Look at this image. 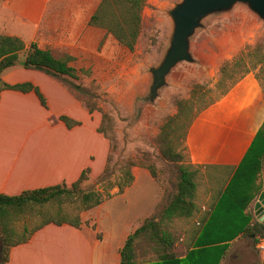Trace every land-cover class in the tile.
<instances>
[{
    "label": "crops",
    "instance_id": "obj_1",
    "mask_svg": "<svg viewBox=\"0 0 264 264\" xmlns=\"http://www.w3.org/2000/svg\"><path fill=\"white\" fill-rule=\"evenodd\" d=\"M5 5L16 26H34V36L44 32L49 42L83 48L80 26L62 22V0H6ZM10 35L20 37L21 33ZM16 66L19 77H5ZM16 66L7 68L2 79L36 85L47 107L33 91L0 92V193L14 195L61 182L70 184L87 166L90 178H96L108 153V142L96 131L97 111L89 113L60 80L39 78L35 70ZM60 115L79 123L67 127ZM184 146L187 163L197 169L194 202L197 214H207L205 222L215 227H243L253 220L264 224L256 215L258 210L264 212V203L258 200L264 198V93L253 73H246L198 112ZM132 173L131 185L115 195L130 194L137 221L131 230L154 211L162 197L158 186L151 188V181L155 182L145 168L134 166ZM104 203L88 210L95 228L46 224L25 243L11 247L5 264H119V248L129 232L124 231L119 240L116 233L101 226ZM243 237L227 241L221 264H262L264 240L260 248L262 239L254 242L253 235Z\"/></svg>",
    "mask_w": 264,
    "mask_h": 264
},
{
    "label": "rangeland",
    "instance_id": "obj_2",
    "mask_svg": "<svg viewBox=\"0 0 264 264\" xmlns=\"http://www.w3.org/2000/svg\"><path fill=\"white\" fill-rule=\"evenodd\" d=\"M5 1L0 0V33L12 34L16 31L21 33L20 37L26 45L36 39L40 46L50 49L55 56L65 53L74 56L71 63L80 70L76 82L94 94L90 101L101 110H93L100 116L96 131L101 123V112L110 115L111 122L105 127L106 133L97 131L108 142V152L110 144H114V150L110 153V178L117 179L120 165L127 158L153 164L156 177L152 178L156 184L151 181V188L157 190L159 187L162 195L172 186L173 169L159 156L155 137L166 118L176 112V102L195 97L194 110L218 97L242 75L243 65H227L221 69L223 63L235 58L241 49H244V56L248 52L264 56V20L246 4L237 3L226 11L209 14L201 20L200 26L189 37L192 61L178 63L167 77V84L159 89L157 97L152 102H145L139 98L148 90L147 69L160 60L168 45L172 23L167 11L180 0L145 1L141 10L140 31L131 50L119 44L104 28L88 24L89 16L95 11L99 0H62V22L64 25L80 26L85 36L83 48L49 42L44 32H36L34 36V26H16ZM251 58L244 57L247 66ZM18 70V66L11 68L5 77H19ZM250 72L264 85V63L261 68L258 64ZM34 74L39 78L52 77L36 70ZM95 180L89 175L81 186L96 187ZM144 181L140 176V184ZM116 189L113 186L110 192L115 193ZM115 195L106 200L101 208L100 224L116 233L121 240L123 232H131V226L137 221L134 218L135 207L129 201L130 194L125 197ZM81 216L83 219L86 216L89 224L94 223L90 211L81 212ZM168 230L175 239L174 252L183 256L188 250L193 229L184 220L176 218L168 224ZM227 247L226 242L224 252ZM135 250L137 262L155 260V254L143 241L136 243ZM214 256V252L208 250L207 261H212ZM222 257L218 264L222 263Z\"/></svg>",
    "mask_w": 264,
    "mask_h": 264
},
{
    "label": "trees",
    "instance_id": "obj_3",
    "mask_svg": "<svg viewBox=\"0 0 264 264\" xmlns=\"http://www.w3.org/2000/svg\"><path fill=\"white\" fill-rule=\"evenodd\" d=\"M145 1L99 0L95 11L89 16L88 24L104 28L119 44L131 50L140 31L141 10ZM243 50L241 49L235 58L225 61L221 66L223 70L227 65H243V71L242 75L220 95L246 73L256 68L258 64L260 68L263 65L264 56L260 53L248 52L245 56L252 58L250 65L247 66ZM74 59V56L68 53L55 56L50 49L41 48L36 42L32 41L26 45L18 36L0 33V92L7 89L21 92L33 91L40 104L47 107L46 99L36 85L29 81L8 83L2 79L1 75L7 68L20 65L60 80L70 87L88 112L101 111L95 103L90 101L94 94L87 87L76 82L80 70L72 65L71 62ZM255 78L257 79L256 76ZM259 84L264 93V85L261 82ZM215 99L194 110L195 97L178 100L176 112L168 116L159 127L155 137L157 150L161 159L171 164L172 186L170 185V189L164 191L154 211L126 235L119 248V264H218L224 253L226 242L235 236L253 235L254 242L264 238V224L256 220L243 227H215L212 223L205 222L206 213L197 214L196 212L197 205L194 199L197 169L187 163L184 141L194 117ZM101 113V123L97 131L105 134V127L110 125L111 117L106 112ZM58 118L67 127L79 123L66 115H60ZM113 150L114 144H110L104 167L95 180L96 187L94 185L81 186L89 178L90 168L87 166L70 184L61 182L23 190L14 195L0 193V243L2 246L0 264L7 262L11 247L25 243L36 230L46 224H69L76 228L84 224L90 225L81 218V212L101 204L114 194L122 193L130 186L134 179L132 167L145 168L152 177H156L153 164L127 158L120 165L117 179L112 180L110 178L112 174L110 153ZM113 186L117 187L115 193L110 192ZM196 216L197 220H193ZM176 218L184 220L193 229L191 239L187 244L188 250L183 256H178L174 252L175 239L168 230V224ZM91 226L95 228L94 224ZM97 236L99 237L98 233ZM139 240L143 241L155 254V260L137 262L135 245ZM208 250L215 254L212 261L206 259ZM262 264H264V257Z\"/></svg>",
    "mask_w": 264,
    "mask_h": 264
},
{
    "label": "water",
    "instance_id": "obj_4",
    "mask_svg": "<svg viewBox=\"0 0 264 264\" xmlns=\"http://www.w3.org/2000/svg\"><path fill=\"white\" fill-rule=\"evenodd\" d=\"M246 4L259 18L264 20V0H180L167 11L172 23L168 45L158 62L148 67L149 85L147 93L140 97L145 102H152L160 88L167 84L170 71L180 62H191L189 37L201 20L209 14L226 11L235 4ZM258 200L264 203V198ZM256 215L264 223V212L258 210ZM0 243V254H1Z\"/></svg>",
    "mask_w": 264,
    "mask_h": 264
},
{
    "label": "built area",
    "instance_id": "obj_5",
    "mask_svg": "<svg viewBox=\"0 0 264 264\" xmlns=\"http://www.w3.org/2000/svg\"><path fill=\"white\" fill-rule=\"evenodd\" d=\"M263 240L264 238L261 240V242L258 244V247L262 248L263 247Z\"/></svg>",
    "mask_w": 264,
    "mask_h": 264
}]
</instances>
